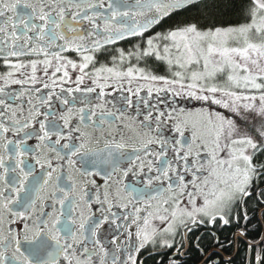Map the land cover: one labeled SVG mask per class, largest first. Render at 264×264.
<instances>
[{"label": "snow or ice", "instance_id": "snow-or-ice-1", "mask_svg": "<svg viewBox=\"0 0 264 264\" xmlns=\"http://www.w3.org/2000/svg\"><path fill=\"white\" fill-rule=\"evenodd\" d=\"M201 2L108 0L105 5L104 0H0V58L7 69L0 74V96L19 100L26 93L41 92L38 84L49 90L47 97H37L40 106L64 94L61 103L66 106L70 104L68 97L76 99L74 93H97V98H102L106 89H113L123 96L125 107L115 111L103 105H97L102 109L99 114L92 107L87 112L78 110L79 124L99 129V136L79 126L70 127L74 106L60 116L67 135L58 130L54 120L40 121L42 135H38L42 142L57 137L54 144L60 148L51 149L57 159H64L60 152L67 150L69 164L75 163L71 157H79L82 167L96 169L90 174L105 177L103 199L100 194L96 199L108 205L107 212L111 213L117 201L116 206L124 209L132 205V211L123 216L124 230L110 241L117 249L111 264H145L139 257L149 246L175 248L158 264H182L177 258L183 255L182 248L203 251L205 237L194 234V226L207 229V238L217 244L218 230L235 227L234 237L245 241L253 257L248 264H264V0H230L238 19L227 26L203 22L198 16L176 18L198 8ZM101 18L103 28L98 22ZM157 27L163 30L153 32ZM130 37L139 41L131 49L106 47ZM68 52L77 53L78 59L63 55ZM105 54L110 61L101 63L99 57ZM31 56L43 59H20ZM150 63L163 65L165 73L157 74ZM65 84L74 87L65 88ZM11 85H20V91L11 95L6 91ZM145 90L148 98L153 93L157 98L162 93L171 94L173 103L167 111L160 110L140 95ZM125 92L128 95H123ZM176 97L207 107H176ZM28 103L32 107L24 117L22 106L16 108L0 99V139L5 151L13 144L8 134L30 138L27 130L42 114L31 98ZM212 105L225 111L214 110ZM249 114H254L253 120L259 118V127L247 125L252 134H241L239 121L247 120ZM165 124H170L179 138H161ZM186 131L191 133L190 140L185 138ZM73 132L79 134L75 137L79 143L61 144L62 140L71 141ZM23 142L15 141L18 157L25 154L19 151ZM154 145H159V151ZM146 156L156 159L145 161ZM36 162L45 167L38 158ZM20 163L23 161L18 160L17 166ZM46 163L51 169L46 172L47 179H38L34 170L24 172L21 168L22 178L11 189L15 195L4 197L0 192V264H62V260L63 264H97L94 256L98 264H108L109 250L96 237L109 216L93 221L88 229V221H83L74 231V219L58 227L60 217L46 213L41 203L33 219L38 193L55 171L50 160ZM130 173L143 179L124 184L123 178ZM114 176L117 187L113 192L107 181ZM29 177L31 190L27 188ZM61 191L63 197L58 202L63 207L69 193ZM21 193H25L23 199ZM253 198L260 207L258 230L246 206ZM111 215L119 219L115 213ZM17 221L23 225L20 231L12 228ZM86 231L94 238L91 251L86 247ZM253 232L259 239H248ZM21 234L27 245L23 251ZM121 235L128 241L126 248L120 246ZM82 236L84 239H79ZM204 264L219 262L206 256Z\"/></svg>", "mask_w": 264, "mask_h": 264}, {"label": "flooded vegetation", "instance_id": "flooded-vegetation-1", "mask_svg": "<svg viewBox=\"0 0 264 264\" xmlns=\"http://www.w3.org/2000/svg\"><path fill=\"white\" fill-rule=\"evenodd\" d=\"M205 0H202V2ZM32 3H36L37 0H30ZM94 3H99L100 0H92ZM108 0H104L105 5L107 4ZM103 11V10H101ZM185 13V12H184ZM106 14V13H105ZM182 14V13H181ZM180 14V15H181ZM178 18V17H176ZM101 28H103V18H101L99 21ZM82 24H84L87 28H91V25L88 24L87 21H81ZM171 23V21L169 22ZM168 25H164V28H166ZM163 28L157 27L153 29L152 31H161ZM147 35V34H146ZM0 39H2V36H0ZM138 38L130 37L127 40H122L117 42L116 45H108L106 46L108 49H115V48H124L126 50L131 49L136 43H138ZM63 55L69 56V58L72 59H78V54L74 52H68L63 53ZM20 59L24 60L25 62L29 59H43V57H21ZM101 63H107L110 61V57H108L106 54L101 55L99 57ZM144 66V65H141ZM42 67V66H41ZM150 68H154L156 70L157 74H164L165 73V67L162 65H149ZM7 71V69L4 67L3 59L0 58V74ZM38 75H40L41 79L43 80V74L38 70ZM3 82L0 81V84ZM89 81H85V84H88ZM25 87H32L31 85H25ZM36 87L41 88V92L36 93L32 92L31 95L26 93L23 97H21L19 100H13L11 99V96L4 97L0 96V99H5L7 103L12 104L14 107L19 108L23 107V116L27 117L29 115V109L32 107L28 103V100L31 98L33 101V104H37V106L40 108V112L42 113L40 116L36 117V121L33 123L32 128L28 129L27 131L30 132V138H26L21 134L20 137L13 136L12 133L8 134V139L13 141V144H10L8 146V150H4V140L0 139V156L3 157V166L0 167V176H3L4 179L0 180V192L3 193L4 197L13 196L15 195L12 192V186L13 183L18 181L22 178V174L20 169L23 168L24 172H28L29 170H34L36 173V176L38 179H47L46 172L51 171V169L47 168V161H51L52 167L55 169L53 172L51 180L48 182V184L44 185L42 188V191L38 193V196L40 199L37 201V213L33 214V219H35V216L39 212L40 204L43 203L44 211L46 213L51 214L53 217H60L61 224L58 227H63L64 224L68 223L69 218L75 220V224L72 225V228L74 231L77 230L78 225L83 221H88V223L85 225V228L88 229L91 226V223L93 221H97L103 218V216H109V221L104 223L103 227L101 228L100 232L98 233V238L101 243H103L109 250V262L108 264H111V255L112 253L116 252L117 249L114 245L110 243L111 239L114 236L120 235V233L124 230L123 225V216L127 214L128 212L132 211V205H129L127 209L121 208L116 206L118 204L117 202H114V205L111 209V213H115L116 217H119V219H115L112 217L111 213L107 212L106 209L108 207L107 204H101L97 202V195L100 194L101 199H103V192L105 190V183L106 179L103 175H96V174H90L95 173L96 169L91 167L90 165H84L81 166V161L79 157H71L72 160L75 161L73 164L68 163L69 155L67 153V150H63L60 152L61 156H64V159H57V153L55 151H52V147H55L59 150L60 146L55 145L54 141L57 139L55 135L52 136L51 140L48 141H40L38 139V135H42V133L39 132V122L40 121H47V120H54L56 124L59 126L60 131H62L65 135L68 133V128H65L63 125V121L60 120V116L62 114H67V109L69 107H73V115L72 120L70 123V127L75 128L76 126L81 127L82 129L93 133L96 136H99V129H96L95 131L92 128H86L84 125L79 124V109L84 108L85 112H87L89 107H92L95 109L97 114L102 110L101 108L97 107V105H103V108L109 111H115L117 108L125 107V104L123 102V96L120 92H117L113 89H106L105 90V96L102 98H97V93H74V96L76 97L75 100H72L71 97H68L70 100L69 105H64L61 103V100L64 98V95H60V89L56 88L57 95H60V98L58 99L57 96H53L52 99L49 102V105L46 106H40L37 100V97L44 96L47 97L48 91L47 89H43L42 84L36 85ZM65 88L68 87H74L72 84H65ZM83 87V86H82ZM21 86L20 85H11L6 91H8L11 95H15L20 91ZM123 95H128V93H123ZM141 96L147 97L146 90L142 91ZM150 104H155L158 106L160 110L167 111L168 105L173 103V97L171 94H160L159 98L156 97V94L153 93V96L151 98H148ZM133 100L135 101L136 98L133 97ZM175 105L176 107H184L185 109H196L200 108L202 106L207 107V105H202L201 102L198 101H190L187 98H175ZM143 108V105H141ZM212 109L219 110V111H225L223 109H219L217 106L212 105ZM2 110V108H0ZM48 113H54V115H48L45 114ZM230 115V114H229ZM142 119V117H141ZM239 119V118H237ZM243 123V120H240ZM247 125H250V123H243L242 127L240 128L241 132L247 133L251 135V132H248ZM51 127V125H50ZM162 136L161 138H166L169 141L173 139L175 136L178 137V134L171 130L170 124H165V126L161 129ZM78 133L73 132L72 133V140L71 141H61V144L65 142H70L71 144H78L79 140H77L75 137L78 136ZM185 138L191 139V133L190 131L185 132ZM22 139L24 142L21 145L19 151H23L25 154L22 157L17 156V149L15 146V141ZM95 147L96 145H91ZM102 147V143L100 145ZM153 148L157 151H159V145H154ZM169 155L171 156V152H169ZM11 157V158H10ZM37 158L41 161V163H44L45 167L42 169L40 164H38ZM145 161L147 160H155V156H146L144 157ZM18 160H22L23 163H20L19 166ZM13 168H15V171H13ZM5 169H7V173L5 174ZM145 172H147V169H145ZM57 176L60 177L59 181H57ZM143 177H137L132 175L131 173L127 178H123L124 184H137L140 180H142ZM116 180V177H112L111 180H108L107 183L112 185V191H115V188L117 185L114 183ZM27 188L31 190L32 188V177H29V183L27 185ZM66 191L69 193L68 199L64 201L63 207H61L60 203L58 202L59 199L63 197V192ZM259 191V189H257ZM21 198L23 199L25 197V193L20 194ZM255 199V198H254ZM256 200V199H255ZM253 199H250L247 202V209L248 214L250 217L251 214L255 211L254 208H252L251 203ZM0 202H2V198H0ZM155 203V202H153ZM16 210L23 211L24 208L22 206H14ZM136 207L144 208L143 204H137ZM256 223L259 224V217H260V207L256 206ZM61 212L64 213L63 216H61ZM143 214V213H142ZM113 219H115V223H113ZM253 219V218H252ZM155 223L159 224L158 221ZM252 225L256 224L252 220ZM118 225L121 227L118 228ZM23 225L17 221V224L12 225V228L14 231H20L22 229ZM219 231V230H218ZM217 231V235H218ZM236 231V228H234V231H232L231 235V241L228 239H220V243L217 244L215 241L211 243L206 248H202L203 251L199 252L200 257L198 261L195 264H204V261L206 259V256H211L213 260H216L219 262V264H235V259L238 253L244 252V264H248L249 260L253 259L252 256L249 255L247 250V244L243 239L234 237L233 233ZM193 233L196 235H204L207 234V229H205L203 226L200 227H193ZM193 233H189V236H192ZM63 235V233H62ZM86 239V247L91 251L93 250V240L90 231L85 232ZM79 239H84V237H79ZM179 241V237L177 238ZM249 240H254L252 236L248 235ZM259 239V237L257 238ZM120 246L122 248H126L128 245V241L125 239L124 236H120L119 240ZM21 245H22V251L27 247L23 240V235L21 234ZM178 246V245H177ZM245 249V251H244ZM95 251L98 253L99 248L97 247ZM175 251V248L173 249H157L152 248V246H149L148 248L144 249L140 253L139 259H143L145 261V264H158V262L162 261L166 256H170ZM181 252L183 255H179L177 258L182 262V264H185V261L195 253L194 249H189L188 247L182 248ZM161 253H164L165 255L162 256ZM9 257H11V252L8 253ZM94 260L97 261L98 264V257L94 256ZM63 264V260H62Z\"/></svg>", "mask_w": 264, "mask_h": 264}, {"label": "trees", "instance_id": "trees-1", "mask_svg": "<svg viewBox=\"0 0 264 264\" xmlns=\"http://www.w3.org/2000/svg\"><path fill=\"white\" fill-rule=\"evenodd\" d=\"M198 16L203 22H207L209 24L216 23L217 26H227L228 23L235 21L238 19V16L235 10L230 5V0H205L199 4V7L196 9H192L191 12L182 13L178 18H183L186 16ZM157 65L155 63H150L149 65ZM258 205L257 201L253 198L251 203L252 208L255 211L251 214L253 222H257L256 220V206ZM256 225L257 230L259 229V224ZM235 227H225L218 231V236L220 239H228L231 241L232 231H234ZM205 239L202 241L201 247L206 248L214 240H210L207 238V234L202 235ZM252 238L257 239L259 236L254 232L250 234ZM245 251V249H244ZM200 257L198 251L195 250V253L191 255L186 261L185 264H195ZM235 264H244V252L238 253L235 259Z\"/></svg>", "mask_w": 264, "mask_h": 264}, {"label": "rangeland", "instance_id": "rangeland-1", "mask_svg": "<svg viewBox=\"0 0 264 264\" xmlns=\"http://www.w3.org/2000/svg\"><path fill=\"white\" fill-rule=\"evenodd\" d=\"M162 66H163V65H162ZM253 116H254V114H249V115L247 116V120H243V123H245V124H247V123L255 124L256 127H259V123H258L259 118L257 117L255 120H253ZM239 123H240V128H241L242 125H243V123H242L241 121H239ZM240 131H241V130H240ZM241 134H243V133L241 132Z\"/></svg>", "mask_w": 264, "mask_h": 264}]
</instances>
